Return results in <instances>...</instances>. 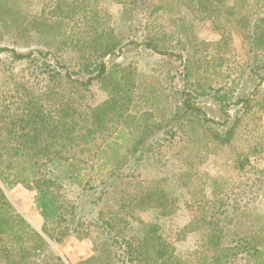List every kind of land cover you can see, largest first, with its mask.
<instances>
[{
	"label": "rangeland",
	"instance_id": "374dc122",
	"mask_svg": "<svg viewBox=\"0 0 264 264\" xmlns=\"http://www.w3.org/2000/svg\"><path fill=\"white\" fill-rule=\"evenodd\" d=\"M0 46L41 50L32 57L45 62L0 53V145L15 142L29 107L56 118L60 94L101 119L78 148H61L41 122L30 144L44 181L0 179L39 235H0V264H196L195 251L253 264L236 244L264 240V0H0ZM102 60L120 88L50 75L60 62L85 80ZM237 115L242 125L221 143L214 132ZM157 236L174 261L150 256Z\"/></svg>",
	"mask_w": 264,
	"mask_h": 264
},
{
	"label": "trees",
	"instance_id": "16d2710c",
	"mask_svg": "<svg viewBox=\"0 0 264 264\" xmlns=\"http://www.w3.org/2000/svg\"><path fill=\"white\" fill-rule=\"evenodd\" d=\"M147 45L151 46V48L155 50L157 49L156 45H151L149 43H147ZM35 51L39 54L42 53L41 50H32L28 53H24L16 48L0 46V53H6V58L10 62L31 58L33 56V52ZM29 61H31V65H33L36 69L45 66V62L39 64L38 62H40V60H37V58L32 57ZM57 64L61 70H56L54 71V74L50 75L52 77H57L59 82L62 84H72L76 87L84 88L85 90H87L95 80L100 81L107 90L110 88H120L122 86V79L119 76V72L117 70H113L112 67H108L104 60L99 62L96 72H94L95 74L88 76L85 80L75 78L71 71L68 68H65L66 66L64 64L60 62H57ZM55 93L56 92H53V95ZM67 97L66 95L63 96L60 94L58 99L54 98L56 100V108H54L56 118H54L51 114L52 108L48 115H45V107L42 108L40 104H37L34 108L29 107L28 112H25V117L28 118L20 121L19 130L17 132L15 131L12 135L15 142L11 143L10 141H3L2 145H0V179L2 181L22 182L30 187H32V183L38 185L40 182L44 181H41V179L38 178V165L41 153L36 147H33L30 144L31 142L38 141L39 138H37V130L38 127H40L42 131L40 125L41 122L43 123L45 129H47L46 124L48 121L53 123L50 126V130L48 129L50 140L58 145H61V148H64L67 145L78 148V146H81V142L87 141L89 136L101 129V119L99 117L97 121H91L89 112L87 110H83L81 106L76 104L72 97ZM187 101L188 100H185V106L188 112L194 113L201 111L200 108ZM50 104L52 105L53 103L51 102ZM42 105L45 106L43 103ZM101 115H103V113H101ZM204 119L205 121H213L206 116ZM30 120L33 123L32 126L29 124ZM25 122L26 124H24ZM36 124L39 125L36 126ZM241 125V116L237 115L235 119L231 121V124L228 126L225 134L222 133L223 131L214 132L216 135L215 138L221 143H230L234 138V134L238 131ZM28 130L31 134L27 133ZM48 132L45 130L46 136L48 135ZM17 133H20V135ZM28 149H30L31 152ZM72 159L77 162L78 157L73 156ZM4 165L8 171H11L7 172L6 170L3 172L1 167ZM258 182L260 184H264V176L258 179ZM255 185L256 182L252 184L250 188ZM37 189L40 191L45 190L42 187H38ZM255 190L261 191L262 185L256 187ZM30 231L35 235H38L28 223L26 218L10 205L3 189L0 186V235H5L7 239H14L17 243H19L23 239V235L28 234ZM148 231L151 233L154 229L151 227ZM155 238L156 239L153 238L154 241H157L154 243L155 246L153 247V252L150 256L154 258L156 256L155 261L166 258L174 261L175 254L169 253V251L167 252V247H165L166 244L164 242H158L161 237L157 236ZM211 242L212 243L209 246L213 247L216 251L221 250V252L225 254L224 252L226 249L217 248L219 247V244L213 240H211ZM236 250L238 254H245L247 259L253 264H264V240L260 239L258 233L250 234L245 238H242L241 241H238L236 244ZM20 251H23L22 246H20ZM193 254L196 255L195 258H193V260L196 259V264H217L219 261H224V256L214 260V258L209 256L206 252L195 251ZM183 260L192 264V259Z\"/></svg>",
	"mask_w": 264,
	"mask_h": 264
}]
</instances>
